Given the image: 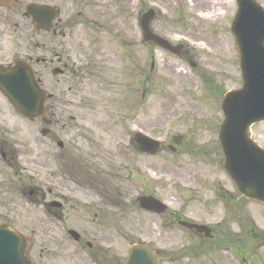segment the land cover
<instances>
[{
	"label": "rangeland",
	"instance_id": "374dc122",
	"mask_svg": "<svg viewBox=\"0 0 264 264\" xmlns=\"http://www.w3.org/2000/svg\"><path fill=\"white\" fill-rule=\"evenodd\" d=\"M150 1L105 0L102 12L97 9L98 13L92 14L85 9V17L97 20L99 26L93 30L78 25L72 27L73 61L65 75L52 78L50 70L46 74L38 70L47 93H55L52 86L58 81L59 103L47 101L57 114L52 119L51 133L65 145L79 139L69 151L85 160L84 167L101 166L104 171L109 168L118 171L122 192L119 195L109 190V194L116 196L121 206L111 199L102 200L90 188L67 179L62 170L68 158H54L53 153L58 149L50 144L48 137L44 139L42 150H37L41 139L40 121L23 120L0 96V132L4 126L6 138L16 149L22 167L20 176L29 179L20 189L12 171L0 162V223L28 238L29 256L35 264H52L50 259L56 247L64 248L71 257L65 264H97L68 237L65 228L90 243L93 238L101 237L97 233L100 229H119L118 250L124 261L129 246L150 242L151 232L156 233L160 224L159 217L128 209L146 192L172 210L213 214L217 219H220L223 198L233 195L231 200L237 199V192L223 170L218 144V129L223 120L222 96L241 87L238 50L229 31L231 5L222 10L218 8L228 11L225 16L228 21L224 22L223 12L213 7L214 1L210 4L202 0ZM258 1L264 5V0ZM150 7L161 11L151 25L153 32L174 44L184 43L186 54L176 57L140 45L134 10L141 12ZM235 8L233 0L234 13ZM167 19H181V22L165 25ZM30 34L27 29L25 47L38 40L49 49L46 56L54 60V65L56 58L51 49L58 53L63 44L53 45L51 35L30 41ZM117 35L119 37L115 38ZM120 37L123 43L119 42ZM151 56L155 69L149 74ZM88 65L95 73L84 80L80 68ZM142 70L145 75L141 74ZM146 74L150 77L148 82L144 78ZM201 74L205 78L210 76L211 82H215L211 87L216 85L219 89L205 87ZM137 131L164 144L157 157L140 156L127 146ZM251 133V137L264 146V124L253 126ZM168 145L176 147L173 154L167 149ZM127 167L133 169L131 175ZM129 175L131 180L125 181ZM36 190L45 194L53 191L46 201L67 199L68 213L64 216L67 219H53L42 205L35 203L34 196L29 194ZM93 203H97L100 215L95 223L91 222L94 213L87 215L88 206ZM249 208L255 228L264 232V207L251 202ZM173 229L170 236L176 233L183 238L179 229ZM259 251L261 264L264 263V246Z\"/></svg>",
	"mask_w": 264,
	"mask_h": 264
},
{
	"label": "flooded vegetation",
	"instance_id": "af4514ba",
	"mask_svg": "<svg viewBox=\"0 0 264 264\" xmlns=\"http://www.w3.org/2000/svg\"><path fill=\"white\" fill-rule=\"evenodd\" d=\"M10 0H0V68H4L9 65L8 61L10 54H12V62H16L19 59L27 60L31 63L33 71L38 73V70L43 73H47L48 70H52L56 67L62 69H68L69 63L73 56V44L70 42L73 37L71 29L75 25L77 27H85L88 29H96L97 20L85 17V9H88L90 13L94 14L99 9L101 12L105 10V0H11L10 4H6ZM137 2V0H132ZM152 1V0H151ZM150 1V3H151ZM172 1V0H170ZM209 3L215 2L214 7L217 11L222 10L228 4L232 9L233 0H202ZM29 3H38L41 5H50L59 11L57 19L54 21V26L49 32H36L34 30V24L26 16L25 10ZM153 5V4H151ZM219 8V10H218ZM157 17L161 15L160 11L155 9ZM229 11V12H230ZM224 14L227 10L219 11ZM98 13V12H97ZM104 14V13H103ZM139 13L134 10V21L137 24ZM181 19L169 21L167 24H176ZM227 21V18L225 19ZM164 24V22H162ZM32 31L30 38H40L42 35H51V41L53 45L59 47L63 44V48L59 49L58 53L55 49H51L52 55L56 58L55 65H53V59H47V50L42 46V43H38L36 40L31 43V47H25V32L26 30ZM31 41V40H30ZM72 65H74L72 63ZM84 69L82 77L88 80V66L81 67ZM73 70L72 71H80ZM78 76V74H77ZM40 77V76H38ZM40 84H42L39 78ZM58 82V81H57ZM56 82V83H57ZM52 86L56 93L57 86ZM53 103L58 104L59 99L56 97ZM51 107V106H50ZM53 110V116L57 115L56 110ZM3 132L0 133V158L6 162L9 167L13 169L19 167L18 158L15 154L16 151L9 145L6 134L4 133V126L1 128ZM50 144L58 143L56 135L49 133ZM77 138L66 142V148H75L78 143ZM44 139H40L37 142V150H42V144ZM64 147V144H63ZM59 153H63V148L58 149ZM58 157V155H56ZM41 160V157H39ZM84 162V161H82ZM103 167H90L85 166L83 169L90 173L93 171L92 178H99L100 173L103 172ZM111 170V168H109ZM110 172V171H109ZM87 188L91 183L90 175L86 173ZM115 179V177H113ZM104 182H96V185L102 186ZM80 186L81 184H77ZM114 184L110 182L107 184L109 189H115L114 193L119 194V189L112 187ZM83 186V185H82ZM38 188V187H37ZM34 196V202L38 205H42L44 209L51 215L53 219L64 220L65 214L68 213L66 201L67 199L61 197L60 200L46 201L47 196H52L53 191L49 190L48 193H43L40 190L31 192ZM111 196V195H110ZM115 196V195H114ZM233 198V195H232ZM230 197L223 198L222 210L220 211V219H217L213 214L198 215L197 213H174L168 211L167 213L159 216L160 224L156 227L158 235L155 232H151L150 246L155 249L159 258L160 264H255V261H251L252 248L262 246L264 244L263 232L259 229H255L254 221L250 213L249 204L251 201L246 198H241L237 195L236 201ZM65 199V200H64ZM112 202L118 203V199L112 198ZM232 202V203H231ZM234 202V203H233ZM119 204V203H118ZM209 205L206 204L205 208ZM69 208V207H68ZM74 209V208H71ZM93 211L91 206L88 207V214ZM99 218L97 213H94V223ZM215 220V221H214ZM228 222V223H227ZM101 224L100 222H98ZM173 227L179 229L183 233V238L174 232ZM205 227L206 229H203ZM209 229V230H208ZM66 232L68 231L65 228ZM119 229H100L97 233L100 238H93L92 243H98V246H90L89 241L79 244L81 250L87 249L88 257L95 259L99 257L100 261L97 264H121L119 244L120 239ZM114 240H117L114 242ZM62 247H56L55 253L52 255L50 262L52 264H65L67 258H71L65 249ZM48 252V251H47ZM253 252V251H252ZM40 257H43L40 255Z\"/></svg>",
	"mask_w": 264,
	"mask_h": 264
},
{
	"label": "water",
	"instance_id": "95a60500",
	"mask_svg": "<svg viewBox=\"0 0 264 264\" xmlns=\"http://www.w3.org/2000/svg\"><path fill=\"white\" fill-rule=\"evenodd\" d=\"M237 14L231 27L238 50L242 89L224 95L221 111L224 121L219 131V142L224 154V169L241 195L264 204V151L250 140V127L264 122V12L253 0H237ZM27 14L38 30L51 28L54 10L46 6L30 5ZM153 13L143 15L140 21L145 41H153L164 49L167 43L149 30ZM178 50V48H177ZM177 50L173 52L177 53ZM53 74H62L54 70ZM0 92L12 108L24 119L47 118L44 93L35 83L30 68L17 63L0 71ZM49 124V121H44ZM47 131L43 130L45 135ZM134 142L140 153L154 156L160 145L142 135ZM173 150V149H172ZM140 208L163 213L164 206L152 197L138 200ZM75 240L78 236L73 234ZM25 238L5 225H0V264H31L27 256ZM124 264H158L155 253L146 244L132 245Z\"/></svg>",
	"mask_w": 264,
	"mask_h": 264
}]
</instances>
